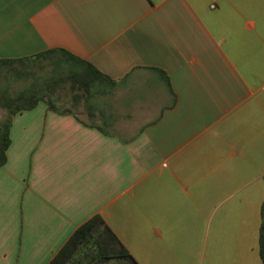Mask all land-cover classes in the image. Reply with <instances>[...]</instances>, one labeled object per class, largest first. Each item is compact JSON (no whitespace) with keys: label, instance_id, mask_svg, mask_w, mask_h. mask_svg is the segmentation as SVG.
Returning a JSON list of instances; mask_svg holds the SVG:
<instances>
[{"label":"crops","instance_id":"1","mask_svg":"<svg viewBox=\"0 0 264 264\" xmlns=\"http://www.w3.org/2000/svg\"><path fill=\"white\" fill-rule=\"evenodd\" d=\"M49 49L116 86L87 120L13 116L0 264H49L94 215L137 264H264V0H0V59Z\"/></svg>","mask_w":264,"mask_h":264},{"label":"trees","instance_id":"2","mask_svg":"<svg viewBox=\"0 0 264 264\" xmlns=\"http://www.w3.org/2000/svg\"><path fill=\"white\" fill-rule=\"evenodd\" d=\"M31 63L49 66V74L44 78L35 75L28 66ZM15 65H20V68H15ZM6 69L12 72L16 81L28 80L29 83L14 93L10 92L7 85L0 86V109L4 111V116L0 118V166L6 161L13 116L35 108L39 102H44L48 110L75 115L74 110L79 103L90 105L96 96L107 93L116 86L115 81L93 65L63 49H49L22 59H0V75ZM159 72L172 92L168 77L163 71ZM87 114L91 117L89 112ZM262 215L260 255L264 263V202ZM109 262L137 264L102 217L94 215L71 234L49 264Z\"/></svg>","mask_w":264,"mask_h":264},{"label":"rangeland","instance_id":"3","mask_svg":"<svg viewBox=\"0 0 264 264\" xmlns=\"http://www.w3.org/2000/svg\"><path fill=\"white\" fill-rule=\"evenodd\" d=\"M29 68H31L32 73L35 75L45 77L47 74L50 72V67L46 65L38 64V63H31L28 65ZM15 68H20V65H15ZM29 83L28 80H18L16 81L13 76L12 72L8 71L7 69L5 70L4 74L0 75V86H5L7 85L9 87V90L11 93H14L22 88H24L27 84ZM63 95V94H62ZM67 100H70L69 98ZM75 111L80 114L81 118L84 120H87L86 115L84 114L83 109H75ZM4 116V111L0 109V118ZM108 264H116L114 262H109Z\"/></svg>","mask_w":264,"mask_h":264},{"label":"water","instance_id":"4","mask_svg":"<svg viewBox=\"0 0 264 264\" xmlns=\"http://www.w3.org/2000/svg\"><path fill=\"white\" fill-rule=\"evenodd\" d=\"M102 264H104V263H102Z\"/></svg>","mask_w":264,"mask_h":264}]
</instances>
